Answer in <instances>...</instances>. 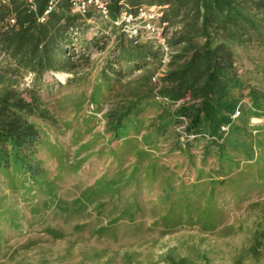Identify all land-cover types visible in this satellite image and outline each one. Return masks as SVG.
<instances>
[{
  "label": "rangeland",
  "instance_id": "rangeland-1",
  "mask_svg": "<svg viewBox=\"0 0 264 264\" xmlns=\"http://www.w3.org/2000/svg\"><path fill=\"white\" fill-rule=\"evenodd\" d=\"M88 22L95 28L87 39L98 44L68 54L74 70L45 74L41 106L51 117L30 115L41 125L46 174L0 173V264H264V105L255 113L243 99L244 116L228 125L232 145L241 127L250 155L229 146L219 163L203 157L205 142L174 150L172 137L155 129L171 122L166 132L186 137V122L161 116L170 101L159 91L176 49L166 61L154 47L145 67L106 79L112 62L125 68L115 57L117 35ZM169 27L171 38L177 26ZM236 48L244 77L264 88L254 71L264 52ZM33 87V73L0 70V93L30 101ZM148 91L152 97L138 100ZM115 111L129 122L119 136L107 126Z\"/></svg>",
  "mask_w": 264,
  "mask_h": 264
},
{
  "label": "trees",
  "instance_id": "trees-1",
  "mask_svg": "<svg viewBox=\"0 0 264 264\" xmlns=\"http://www.w3.org/2000/svg\"><path fill=\"white\" fill-rule=\"evenodd\" d=\"M110 1L112 18H116L124 7L136 11L145 4L165 5V19L171 26H177L168 39L169 46L176 49L172 60L174 67L163 77L159 93L170 101L161 106L164 108L161 116L170 115L176 125L186 122V137L181 141L178 131L166 132L171 122H159L155 130L166 140L172 137L170 144L174 150L190 151L205 142L203 157L215 155L219 163L231 152L229 146L233 149L241 146L244 150H237L250 155L252 144L240 141L241 127L237 128L239 141L233 145L229 142L228 134L231 132H225L222 127H234V114L238 109V119L244 116L243 99L248 98L255 113L264 105V88L259 82H253V77H244L236 48L251 46L264 52V0ZM38 2V14H42L47 0ZM10 16H15L14 24L8 22ZM89 19L96 20L101 30L108 28L117 35L115 57L120 62L125 61L124 69L117 68L113 62L109 64L110 71L105 70L103 74L106 79L111 74L122 77L127 70L145 67L149 59L158 54L154 47L162 50L152 41L134 43L111 20L103 19L93 11L86 17L72 12L69 0L61 1L44 22L38 21L37 14L28 11L25 0H0V70L15 75L26 71L35 76L30 101L14 90L0 93V173L18 169L34 179L46 174L40 156L42 141H45L41 125L32 122L30 115L51 117L47 108L41 106L42 92L39 88L44 86L45 74L74 70L76 66L68 54L80 46L98 44L96 36L87 39V32L95 28ZM255 67L254 71L260 73L264 80V65L256 64ZM152 96L148 91L138 100ZM177 102L180 104L174 112L169 111L170 105ZM133 104L136 106L137 102ZM126 114L118 111L109 113L107 126L114 135L119 136L127 129L129 122H124ZM19 180L13 182L19 183Z\"/></svg>",
  "mask_w": 264,
  "mask_h": 264
},
{
  "label": "built area",
  "instance_id": "built-area-1",
  "mask_svg": "<svg viewBox=\"0 0 264 264\" xmlns=\"http://www.w3.org/2000/svg\"><path fill=\"white\" fill-rule=\"evenodd\" d=\"M4 2L8 0H3ZM63 0H47L46 8L42 14H38V0H25L26 7L29 12L37 14L40 22L46 21L51 11ZM72 12L86 17L90 11L97 13L103 19H109L112 24L125 32L126 35L134 40V43L152 41L156 45L162 47L164 59L168 61L171 54V47L168 44L170 38L169 21L165 19V5L153 4L142 5L136 11H132L128 7L122 8L116 18L111 16L110 0H69ZM92 19H89L91 21ZM10 24L16 22L15 16L8 18ZM77 49V48H76ZM164 71V70H161ZM238 109L234 117L239 115ZM228 125L222 129L226 132Z\"/></svg>",
  "mask_w": 264,
  "mask_h": 264
}]
</instances>
